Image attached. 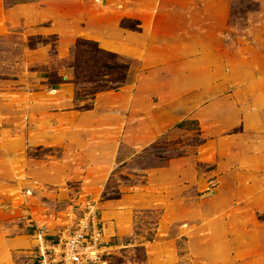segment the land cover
Segmentation results:
<instances>
[{
	"label": "rangeland",
	"instance_id": "1",
	"mask_svg": "<svg viewBox=\"0 0 264 264\" xmlns=\"http://www.w3.org/2000/svg\"><path fill=\"white\" fill-rule=\"evenodd\" d=\"M187 1L195 10L204 0ZM221 4L227 23H209ZM83 10L80 0H0V227L27 241L14 255L15 264H36L34 236L42 230L54 236L71 225L86 198L98 201L108 234H114L106 239L112 249L104 264H151L158 253L156 264H264V212L255 211L252 201L242 199L240 186L223 178L231 168L217 170L222 159L215 158L218 149L209 144L211 138L176 128L198 120L195 112L205 105L191 85L201 51L195 45L206 40L210 74L219 68L228 82L225 94L235 96L242 68L258 56L257 40L264 37V0H207L206 31L187 32V62L173 56L146 67L122 56L134 62L127 85L136 89L141 82L138 103L121 107L114 98L100 107L97 98L103 92L90 111L77 108L92 99L75 101V96L78 89L82 97L95 86L75 85L71 67L77 40H90L80 34ZM202 18L195 13L193 21ZM53 24L60 27L57 33ZM62 36L67 38L63 45ZM70 91L72 105L66 108L62 101ZM82 116L94 126L90 134L73 127ZM198 139L203 146L194 145ZM204 158L215 162L206 164ZM172 163L193 171L188 181L172 189L151 187L157 195L172 193L166 205L180 220H168L160 235L165 204H158L134 212L127 233L114 232L104 203L145 190L149 175Z\"/></svg>",
	"mask_w": 264,
	"mask_h": 264
},
{
	"label": "crops",
	"instance_id": "2",
	"mask_svg": "<svg viewBox=\"0 0 264 264\" xmlns=\"http://www.w3.org/2000/svg\"><path fill=\"white\" fill-rule=\"evenodd\" d=\"M80 1L85 4L82 14L84 18L83 32L80 34L98 42L104 50L137 59L146 67L164 62L173 56L177 58H175L176 62H187L190 48L187 32L206 31L207 0H204L205 2L203 1L200 5L197 3L194 6L195 10L191 9L192 6L187 0H100L95 4H93V0ZM96 3L98 4L96 5ZM208 7L212 8L210 5ZM213 9L218 15L211 17L216 20L209 21V23L226 24L227 8L225 4ZM195 13L203 16L202 21H193ZM124 19L139 21L142 31L136 32L123 28L121 22ZM59 30L58 24L52 25V32L57 33ZM161 32L180 33L163 34ZM65 39L67 38L61 37L62 45ZM260 39L257 41L261 42V45L256 46L258 56L253 58L251 64L242 68L241 86L235 96L225 94L224 89L228 82L224 80L219 68L216 75L210 74L209 68L212 60L206 55V40L204 39L201 44L195 45L201 48V51L195 60L199 66L193 72L191 85H193L192 87L196 86L199 90L196 97L198 101L201 102L205 98V105L200 106L195 112L198 119L195 120L199 122L202 134L211 138L209 144L218 149L215 158L222 159V162L217 161V170L231 168V174H225L223 178L232 180L234 184L240 186L242 199L247 197L249 201H252L255 211L264 212V37ZM183 42L185 43L183 44ZM212 81L214 84L210 88L209 84ZM204 85L205 90L201 91L200 89ZM140 86L141 82L136 86V89L127 85L119 92L103 93L98 96L97 104L104 107L117 98L121 107H129L130 104L135 107L142 95ZM215 94L216 96H214ZM63 105L66 108H70L72 105L71 91L62 101ZM87 117L82 116L79 121L75 120L73 125L75 128L82 129L81 133L83 134L86 132L90 134L94 127L92 125L91 129L85 122ZM124 125L125 121H122L117 127V132L123 129ZM233 131L236 133L230 135ZM103 137L107 138L108 135L101 136L102 139ZM102 139H100L101 143L104 142ZM113 139L111 140L113 141ZM116 147L117 145L114 143L111 149L114 156ZM102 150L109 151L106 147ZM203 162L212 164L215 160L204 158ZM190 174H193L190 169L180 168L176 163L175 165L172 163L170 167L149 175L150 185L145 188L146 191H135L133 194L123 195L119 200L104 203L106 218L110 224H113L114 232L127 233L129 231L127 225L132 220L134 212L155 209L158 204H165L164 223L161 221L158 230L160 235L161 232H166V222L171 219L180 220V214L173 212L172 207L166 205L167 199L172 197V193L168 194L165 190L166 194L157 195L151 186L157 183L165 187L170 186V189H172V185L182 186L188 181ZM101 217L104 221L102 210ZM105 229L107 239L111 240L114 234H108L106 224ZM60 232L61 230L58 234ZM58 234L47 235V237L50 240H55ZM39 245L40 239L35 235L34 253ZM26 246L27 241L23 235L8 236L3 227H0V264H15L14 255L20 253ZM159 258H161V253L153 255L149 259L150 263L156 264Z\"/></svg>",
	"mask_w": 264,
	"mask_h": 264
},
{
	"label": "trees",
	"instance_id": "3",
	"mask_svg": "<svg viewBox=\"0 0 264 264\" xmlns=\"http://www.w3.org/2000/svg\"><path fill=\"white\" fill-rule=\"evenodd\" d=\"M140 22L136 20L124 19L121 26L136 32H141ZM74 83L91 84L95 86L92 92L85 91L82 97L79 89L76 91L75 101H85L92 99L91 104L77 108L78 111H90L96 96L103 92H119L129 82L130 72L134 62L122 56L102 49L98 42L92 40L78 39L73 51ZM181 130L197 132L201 135L199 122L196 120H185L176 125ZM203 141L196 140L194 145L201 146Z\"/></svg>",
	"mask_w": 264,
	"mask_h": 264
},
{
	"label": "built area",
	"instance_id": "4",
	"mask_svg": "<svg viewBox=\"0 0 264 264\" xmlns=\"http://www.w3.org/2000/svg\"><path fill=\"white\" fill-rule=\"evenodd\" d=\"M80 207L79 217L65 226L55 240H50L43 230L38 232L40 245L34 253L36 264H104V256L112 247L106 240L101 207L90 198Z\"/></svg>",
	"mask_w": 264,
	"mask_h": 264
}]
</instances>
